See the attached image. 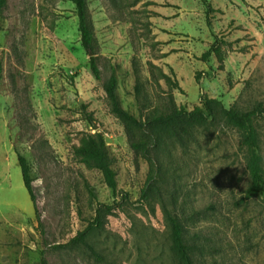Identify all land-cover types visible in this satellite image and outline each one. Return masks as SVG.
Listing matches in <instances>:
<instances>
[{
	"label": "rangeland",
	"instance_id": "1",
	"mask_svg": "<svg viewBox=\"0 0 264 264\" xmlns=\"http://www.w3.org/2000/svg\"><path fill=\"white\" fill-rule=\"evenodd\" d=\"M208 1L210 27L200 0H86L97 80L72 0H6L0 10V264H182L168 213L182 226L193 264H264V201L245 198L250 177L240 133L222 118L162 132L150 149L151 166L110 112L104 89L114 72L123 108L142 122L169 110L170 99L188 110L203 99L241 112L264 106V0ZM215 42L222 59L213 54L204 63ZM89 115L104 134L117 194L74 156L84 135L96 132ZM257 128L264 168V120ZM19 155L31 170L37 212ZM151 176L154 187L143 199ZM115 205L120 208L102 212V228L86 239L100 259L72 244L99 209Z\"/></svg>",
	"mask_w": 264,
	"mask_h": 264
},
{
	"label": "trees",
	"instance_id": "2",
	"mask_svg": "<svg viewBox=\"0 0 264 264\" xmlns=\"http://www.w3.org/2000/svg\"><path fill=\"white\" fill-rule=\"evenodd\" d=\"M72 2L76 7L81 46L88 55H93L89 60L90 70L93 76L97 80H100L101 71L97 64L95 34L90 20L87 2L86 0H72ZM200 2L205 8L207 26L210 27V15L214 13V9L211 7L208 0H200ZM5 5L6 0H0V10L3 9ZM213 54L222 59L221 50L216 42L202 55L203 62L207 63ZM2 73L3 68L0 62V82L2 80ZM161 76H163L169 84L171 83L169 77L163 74ZM200 78L201 75L198 74L196 76V81L199 82ZM174 86L179 90V85L176 82ZM104 89L108 98L110 112L124 124L125 128L132 136V148L134 151L141 154L151 166L153 162L150 149L160 141V133L167 132L170 135H174L177 134V131L187 132L191 128L206 126L219 118L224 119L228 125L240 133V144L246 152V170L250 177V186L245 193V198L253 199L261 197L264 201V168L260 153L259 133L257 128L258 122L264 120V106L262 104L257 105L249 111L241 112L236 108H225L220 100L203 99L199 106L194 107L192 110H188L184 107L177 108L174 105L173 99H170L169 110L167 109L166 112L155 111L149 116L146 122H142L123 108L117 92L118 78L114 72L111 74ZM86 120L90 122L96 132L94 134L84 135L80 145L74 149V156L88 168L98 170L103 175L107 187L114 194H117L116 173L112 169L104 134L95 128L92 115H89ZM148 130H150L151 134L148 133ZM147 135L154 139L153 143L149 142L146 138ZM18 161L25 189L37 212L30 167L23 156L19 155ZM155 180L156 176L149 177L146 188L143 191V199L148 198L151 188L154 187L153 181ZM118 208H120L119 205L112 207L104 206L103 210L99 209L95 222L91 223L83 232L73 239L72 244L86 246L97 259H100L94 249L87 245L86 239L92 232L102 228V212L112 214L113 211ZM167 216L171 228L172 247L176 257L182 264H193L190 248L184 241L182 226L175 216L170 213H168Z\"/></svg>",
	"mask_w": 264,
	"mask_h": 264
},
{
	"label": "water",
	"instance_id": "3",
	"mask_svg": "<svg viewBox=\"0 0 264 264\" xmlns=\"http://www.w3.org/2000/svg\"><path fill=\"white\" fill-rule=\"evenodd\" d=\"M90 58L93 56L92 54H89ZM95 128H97V126L94 124Z\"/></svg>",
	"mask_w": 264,
	"mask_h": 264
}]
</instances>
